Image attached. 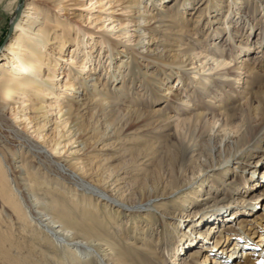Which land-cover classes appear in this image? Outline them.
Masks as SVG:
<instances>
[{
	"label": "rangeland",
	"instance_id": "1",
	"mask_svg": "<svg viewBox=\"0 0 264 264\" xmlns=\"http://www.w3.org/2000/svg\"><path fill=\"white\" fill-rule=\"evenodd\" d=\"M27 2L34 1L0 0V53L11 40ZM140 2L151 14L160 16L158 8L161 6L151 5L149 0ZM184 2L186 0H168L161 4L171 6V23L176 28L155 29L151 35L156 40L149 47L158 44L174 47L173 42L181 43L179 50L192 49L193 63L189 60L184 63L186 57L183 56L176 58L177 65L161 71L145 66V61L137 68L127 63L121 66L125 85L117 92L114 85L121 84L122 80L109 84V97L123 104L117 109L119 113L126 112L124 106L142 112L129 110L118 123L89 120L95 123L93 135L99 133L111 138V150L94 154V160L107 158L98 175L83 176L77 169L73 172L79 174L69 173L63 165L52 163L59 157L71 155L78 148L77 142L71 140L64 146L66 139L62 138V153H51L53 160H50L38 153L29 141L34 135L26 133L22 125L17 126L7 114L9 122L0 129L1 144L27 154L42 186L40 195L21 193L20 211L29 217L19 222L25 228L21 235H14L10 225L1 224L11 242L20 245L21 258L15 257L18 262L183 264L190 261L210 264L203 261L207 242L213 246L219 234L229 236L233 230L242 233L240 225L251 224L258 229L264 224V159L263 164L260 161L255 165L264 157V117L260 116L259 106V97L264 94V0H191L185 8L181 7ZM66 3L68 8L55 9V13L60 19L73 20L87 32L85 39L89 41L93 32L95 41L87 48L80 45L75 52L76 45L69 46L65 57L74 52V61L78 62L84 50L98 55V40L104 31L111 32L112 39L121 38L125 44L136 41L131 26H128V34L120 36V27L107 0L101 4L98 0H68ZM183 13L184 18L180 19ZM99 57L100 54L97 59L93 57L83 74L94 72L95 66L101 80H110L108 72L113 61L107 52L104 59ZM65 62L63 69L67 70L69 66ZM116 62L119 60H115V67ZM218 63L226 65L218 67ZM248 67L252 69L247 71ZM131 72L134 76L129 80ZM143 72L151 76L144 78ZM171 73L172 76H168ZM63 76L64 73L59 76L61 82L66 78ZM159 82H163L162 88L169 85L172 89L154 92ZM154 108L161 110L151 112ZM55 114L51 115L54 121ZM197 115L201 120L195 118ZM8 125L15 126V135ZM51 126L46 130L49 134L55 125ZM239 150L243 154L240 160L228 164L227 159ZM10 159L9 154L3 155L4 178L10 177L12 181L9 179L8 184L20 190ZM216 203L229 204L232 210L218 216L214 222L213 214L218 209L212 207ZM169 207L172 212H168ZM203 210L210 211L203 214ZM45 218L54 219L53 227L45 225L48 221L42 220ZM213 222L214 228L206 239L199 234L196 247L201 252L199 258L191 260L189 253L181 252L179 231L189 224L198 231L202 228L206 231ZM226 227L229 230L224 231ZM63 228L69 230L68 235L61 236L55 231ZM259 234H255V240ZM71 236L99 238L95 239L96 246L103 244L109 251L108 257L94 247L86 250L65 243V239L71 241ZM241 244L239 242V247ZM227 247H231L230 242ZM261 247L257 245L255 251L262 262L264 241ZM76 250L78 256L71 255ZM215 251L207 252L212 257Z\"/></svg>",
	"mask_w": 264,
	"mask_h": 264
},
{
	"label": "bare ground",
	"instance_id": "2",
	"mask_svg": "<svg viewBox=\"0 0 264 264\" xmlns=\"http://www.w3.org/2000/svg\"><path fill=\"white\" fill-rule=\"evenodd\" d=\"M33 1L26 3L22 16L14 28L11 40L0 53V129L6 127L9 122L7 114H10L11 121L17 124V126L22 125V129L26 133L30 132V134L34 135L32 140H28L37 148L38 153L50 160H53L51 153H62V138L66 139L64 146L69 141L74 140V142L78 143V148L71 155L59 157L52 163L63 165L69 173L77 169L83 176L93 177V175L99 174V170L103 168L101 166H104L107 161V158L94 160V154L100 150L112 149L111 142H109L111 138H108L106 135H98L99 133L96 136L93 135L96 130L94 124L96 122L103 123V121L104 123L110 122L109 124L117 121L120 122L128 115L129 110H134L135 113L142 112L140 109L124 106L126 109H123L126 112L119 113L117 109H120L119 107L123 104L119 103L120 100H113L114 98H111L113 96L109 97L110 92L108 91L110 90L107 87L109 84L113 85L114 82L122 80L121 84L114 85V90L117 92H121L122 85H125V77L120 73L121 66L127 63V65L137 68L145 61V66L154 67L158 71H161L168 66L177 65L178 60L176 58L183 56L186 57L184 63L189 60L190 64H192L195 54L192 53L191 48H186L183 51L179 50L181 43L178 42L171 44L174 47H166L161 44L153 48L149 47L153 43L152 41L156 40L151 35L155 29H162L164 27L165 29L170 27L176 28L171 23L173 22V19L170 17L171 6L166 7L161 5L168 0H149L151 5L161 6L158 8L160 16L151 14L147 6L142 5L140 0H107L112 13L116 16L115 21L118 22L117 25L120 27V36L128 34V26H131L130 31H132L137 39H135L136 41L133 44H125V41L121 38L118 40L112 39L110 36L111 32L109 31H104L101 34L100 40H98L100 45L98 55L100 54V57L103 56L104 59L105 52H107L110 61H113L110 66L111 70L108 72L110 80L103 81L101 80V75L95 71V66L92 68L94 72H90L87 75L83 74L87 64L93 61V57L98 58V55L94 56L91 50H84L82 59L78 62L74 61V52L80 48V45H85L87 48L90 44H93L91 42L95 41V39H93V32L90 33V40L92 41L85 39L87 32L81 29L73 20L60 19L55 13V9L62 10L68 8L67 5L69 4L66 3L68 0ZM103 1L98 0L100 4ZM190 1L186 0L181 7L185 8ZM184 14H180V19L184 18ZM174 31L180 32L183 30L177 29ZM147 37L149 39L145 40ZM75 45L74 52L69 57H65L64 53L67 48ZM172 51L174 52L172 53ZM96 59L94 62H96ZM115 60H119V63L116 62V67L113 65ZM63 61H66L64 64L69 66L68 69L66 68L67 70L63 69ZM217 65L219 67L226 64L218 63ZM251 69V67H248L247 71ZM61 70L62 72H60ZM61 73H64L63 77H66L64 82L59 80ZM172 73L168 74V76H172ZM143 75L144 78L151 76V74L146 72H143ZM129 76L130 80L134 75L131 72ZM162 86L163 82L157 83L153 91L160 90L165 92L167 89H172L169 85L165 88H162ZM259 106L260 116L263 115L264 117V94L259 97ZM160 110L159 108H154L151 112L159 113ZM53 113L57 115L55 121L54 117H51ZM195 118L201 120L200 115H197ZM91 119L95 121L94 124L92 123L93 121L89 122ZM85 121H88L86 125L84 124ZM48 125H55L50 134L46 131ZM8 126H11L9 130L13 131L15 135V132L17 133L15 126ZM2 138L3 136H0V225L3 224L6 227L10 225L13 228L11 229L13 234L19 236L25 230L24 226H22L23 224L21 225L19 222L21 219L23 220L28 217L27 214L24 216L23 212L20 211L22 206L21 193L23 192L28 196L40 195L39 192L42 191V186L38 180L40 176L34 171L35 165L33 161L23 151L17 152L16 148L7 147L5 143L1 144ZM21 145L25 147L24 144ZM4 154H9L11 158V165L15 169L14 179L18 181L20 190L13 187L10 183L8 184V180H11L9 174H7L8 172L6 176L9 179L6 180L4 178ZM241 154L240 150L237 151L227 159V163L229 164L235 159L240 160ZM262 159L264 157H260L255 165L260 161L263 164ZM94 163H96L95 167H93ZM249 163V165L252 164L251 162ZM73 173L79 174L78 172ZM252 173L254 174L255 170L252 169ZM226 183L229 184L230 182ZM31 202L37 203L35 200H31ZM214 208L218 209V212L213 214L215 217L212 221L214 222L217 221L218 216H224V213L232 210L229 204L219 205L216 203L212 209ZM220 210L224 211L221 212ZM203 211V214H207L210 210ZM168 212H172L171 207H169ZM46 219L48 218L42 220ZM227 220L230 221L229 218ZM53 222L54 219L49 218L45 222V225L53 227ZM214 222L212 223V227L211 225L208 226L207 223L206 226L208 228L206 231H203V228L198 231L192 224L181 229L178 236L179 242H182L181 252H184L183 254L189 253V257L193 261L197 259L201 252L196 247L199 243L197 238L200 234V237L203 236L206 239L214 228ZM3 227L2 225L0 226V248L5 249H0V264H22L15 259V257L21 256L18 255L20 245L11 242ZM240 229L243 231L242 233L233 230L232 235L229 236L223 234L217 235L213 246L207 242L203 261H210V264H264V261H259L255 251L259 244L260 248H262L264 224H261L258 229L255 226H251V224H244L240 225ZM227 230L229 229L226 227L224 231ZM55 231L60 233V235H68L69 233V230L66 228L56 229ZM258 232H260L259 238L255 240V234ZM95 239H80L79 237L71 236V241L69 239L68 242L65 239V243H70L76 248L80 247L86 250L94 247L97 248L101 255L108 257V249L103 244L97 247L98 243ZM229 242L231 243V247L228 249L227 244ZM239 242L242 243L240 247ZM214 250H216L214 256L210 257L208 252ZM239 252L241 253L238 256L237 253ZM74 253L71 255L78 256L79 252L76 250ZM110 253H112L111 248ZM229 256H232V258H227ZM183 264L192 263L188 261L183 262Z\"/></svg>",
	"mask_w": 264,
	"mask_h": 264
}]
</instances>
